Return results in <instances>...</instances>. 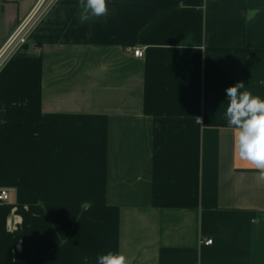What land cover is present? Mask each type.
<instances>
[{"label":"crops","instance_id":"obj_1","mask_svg":"<svg viewBox=\"0 0 264 264\" xmlns=\"http://www.w3.org/2000/svg\"><path fill=\"white\" fill-rule=\"evenodd\" d=\"M38 2L0 0V51ZM108 8L49 0L0 69V264H264V176L225 119L228 87L264 99V0Z\"/></svg>","mask_w":264,"mask_h":264},{"label":"clouds","instance_id":"obj_2","mask_svg":"<svg viewBox=\"0 0 264 264\" xmlns=\"http://www.w3.org/2000/svg\"><path fill=\"white\" fill-rule=\"evenodd\" d=\"M78 5L82 23L109 13L108 0H78ZM242 89H245L242 81L226 89L225 119L236 130L234 148L237 156L264 176V99ZM83 259L87 261L88 257ZM199 259L198 253L197 264ZM97 264H128V261L123 253L109 251L98 255Z\"/></svg>","mask_w":264,"mask_h":264},{"label":"built area","instance_id":"obj_3","mask_svg":"<svg viewBox=\"0 0 264 264\" xmlns=\"http://www.w3.org/2000/svg\"><path fill=\"white\" fill-rule=\"evenodd\" d=\"M48 4L49 0H39L30 16L16 29L15 33L0 51V69L15 50L27 43L32 28L34 27L37 20L41 18L43 12L48 7ZM134 55L137 58H142L144 56V52L138 49L135 50ZM9 199V192L7 190H0V204L8 202ZM212 243V240L206 242L207 245H211Z\"/></svg>","mask_w":264,"mask_h":264}]
</instances>
